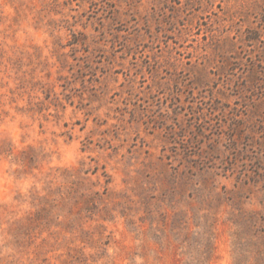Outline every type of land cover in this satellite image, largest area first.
<instances>
[{
  "label": "rangeland",
  "instance_id": "1",
  "mask_svg": "<svg viewBox=\"0 0 264 264\" xmlns=\"http://www.w3.org/2000/svg\"><path fill=\"white\" fill-rule=\"evenodd\" d=\"M0 264H264V0H0Z\"/></svg>",
  "mask_w": 264,
  "mask_h": 264
}]
</instances>
